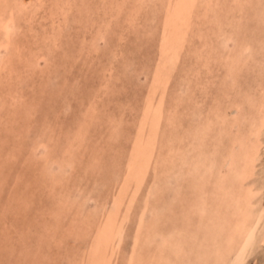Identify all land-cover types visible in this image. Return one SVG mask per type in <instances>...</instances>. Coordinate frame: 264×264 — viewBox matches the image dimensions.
Listing matches in <instances>:
<instances>
[{"label":"rangeland","instance_id":"obj_1","mask_svg":"<svg viewBox=\"0 0 264 264\" xmlns=\"http://www.w3.org/2000/svg\"><path fill=\"white\" fill-rule=\"evenodd\" d=\"M0 264H264V0H0Z\"/></svg>","mask_w":264,"mask_h":264},{"label":"bare ground","instance_id":"obj_2","mask_svg":"<svg viewBox=\"0 0 264 264\" xmlns=\"http://www.w3.org/2000/svg\"><path fill=\"white\" fill-rule=\"evenodd\" d=\"M216 119V118H215ZM218 121V120H217ZM141 137V136H140ZM141 148V147H140ZM140 150V149H139ZM151 153V152H150ZM146 156V155H145ZM145 158V157H144ZM140 167V166H139ZM115 214V213H114ZM107 223V222H106ZM109 226V225H108ZM99 234V233H98ZM249 235V234H248ZM100 236V235H99ZM102 238V237H101ZM168 238V237H167ZM109 239V238H108ZM166 239V238H165ZM184 241V240H183ZM110 241H108L109 243ZM103 244V243H102ZM108 246V245H107ZM140 249H141V246H140ZM92 262V261H91Z\"/></svg>","mask_w":264,"mask_h":264}]
</instances>
